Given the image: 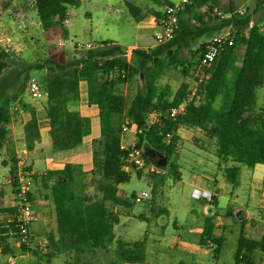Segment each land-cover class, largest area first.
Segmentation results:
<instances>
[{"label": "trees", "instance_id": "obj_1", "mask_svg": "<svg viewBox=\"0 0 264 264\" xmlns=\"http://www.w3.org/2000/svg\"><path fill=\"white\" fill-rule=\"evenodd\" d=\"M165 7L174 4L169 0H150ZM220 0H190L180 14L175 37L164 44L148 49L134 48L128 51L114 41H102L91 48L76 45L72 58L61 62L57 57L46 60L39 66L45 70L38 79L47 97V128L52 140L53 151L62 152L81 145L88 133L80 113L68 108L70 101H77L79 82L87 81L89 103L99 107L100 137L93 141V168L87 172L79 166L67 162L59 170H48L34 174V181H40L50 190L54 203L56 231L49 235L53 251L74 252L77 256L95 249H104L109 243L116 244V261L112 264H141L145 260L147 244L145 239L128 241L116 238L115 226L120 223L121 213L115 208L129 207V202L120 195V185L129 183L131 173L126 170L128 150L122 147V125L126 117L132 118L142 129L136 146L143 149L144 157L155 152L162 159L158 166L170 165V174L175 180L181 179V166L177 151L181 143L178 130L181 127L200 129L210 140L216 142V157L222 164L225 182L233 188L241 185L242 166L254 169L264 165V103L257 108L258 90H264V18L254 22L255 13L264 9V0H257L252 11L238 12L235 0H229L225 16L215 19L216 24L206 23L207 11L214 12ZM79 0H34L38 19L42 23L53 20L63 21L68 16L69 7L79 6ZM130 15L142 22L147 15L156 17L160 23L162 12L146 11L127 2ZM207 9V10H205ZM216 14V13H215ZM159 27V25H158ZM230 28L233 45H224L214 62L202 68L195 77L196 86L183 81L172 95L171 88L158 87V79L170 67L183 66L188 51L192 57L203 56L208 44H200L197 50L192 45L204 39L208 32H218ZM242 57L233 81L229 74L236 70L237 61ZM9 52L0 45V76L9 67ZM184 72H186L184 70ZM139 81L135 94L130 97L122 87ZM218 97L222 98L219 108H215ZM191 98L184 112L170 117L168 110L183 100ZM20 109L30 113L24 126L25 147L35 148L41 140L40 122L34 106L20 101ZM153 113L157 119L150 123ZM11 112L0 107V150L8 138L7 125ZM86 174L92 175L86 180ZM138 176L141 172L137 171ZM56 177L54 183H50ZM161 183L165 175L154 176ZM16 185L15 183H13ZM94 187V193L86 189ZM34 202L33 195H30ZM135 199L136 195L132 194ZM217 205L216 196H212ZM210 209V208H209ZM15 208H5L14 212ZM211 211V209H210ZM145 219V216H140ZM10 228L0 224V249L3 254H13L9 245ZM200 245L213 248L217 258L222 247V239L215 235L214 217L207 218ZM21 250L26 245L20 243ZM264 252V236L260 239L247 237L241 232L235 252V264H255L253 256ZM22 264V263H3Z\"/></svg>", "mask_w": 264, "mask_h": 264}, {"label": "rangeland", "instance_id": "obj_2", "mask_svg": "<svg viewBox=\"0 0 264 264\" xmlns=\"http://www.w3.org/2000/svg\"><path fill=\"white\" fill-rule=\"evenodd\" d=\"M79 1V6L69 7L66 18L68 23L60 21L57 29L50 31L47 36L39 23L34 0H0V45L9 52V67L0 76V107L8 108L12 114L7 125V142L0 150V224L4 226L13 213L4 211L5 208H15L16 190L13 183L16 184L18 173L24 169L33 172L30 155L24 153L26 147L22 138V125L30 113L20 109V101L31 106L36 101L45 103V97L34 100L29 95V80L42 79L44 76L45 70H40L39 66L52 57H57L61 62L69 61L76 45L81 49L86 48L87 44H92L93 47L102 41H114L125 48L135 44L145 46L147 42H143L144 30L140 27V22L130 15L126 3H132L146 11L153 9L160 12L163 9L150 0ZM169 1L178 3L181 0ZM228 1L220 0L214 12L207 11L205 20L209 26L216 24L215 18L218 15L225 16ZM256 2L257 0H235L239 13L246 12L247 9L254 10ZM151 16L153 15H147L146 19ZM263 18L264 9H260L255 13L253 21L259 22ZM227 33H231L230 28L208 32L204 39L193 43L192 49L197 50L200 44H208L214 36ZM149 40V44L154 43L151 37ZM182 53L187 57V62L183 66L168 68L157 81L160 88L169 86L172 95L183 81L190 82L193 91L196 86L195 77L202 71L201 53L195 57L188 51ZM241 61L240 56L236 70L229 74L231 81ZM138 84L139 81L136 80L122 89L132 97ZM257 94L256 109H259L264 103V90H258ZM221 103L222 98L218 97L215 108H219ZM180 136L182 141L178 147L177 160L181 166V180L173 178L169 164L163 166L167 171L163 183L156 177L138 176L137 171L126 164L131 180L120 185V195L128 200L129 207L115 208L121 213L120 223L115 226L116 238L128 241L145 239L147 252L141 264H235V252L241 232L253 239L264 236V165H257L254 170L242 166L241 186L233 188L225 182L222 175L223 165L216 157L215 141L210 140L200 129L187 127H181ZM127 138V142H123L126 147L138 141V135L129 134ZM80 153L79 156L87 159L85 148ZM147 157L156 165L162 159L155 152H148ZM91 177L92 175L86 174L87 182ZM55 181L56 177H53L50 183ZM250 185L256 189L249 190ZM206 188L218 196V205H215L217 208H210L215 213V235L222 239L217 258L213 255L215 245L210 249L200 245L209 213L207 208L211 206L209 202H214L212 195H204ZM151 189V198L137 202L132 197V194L137 196L142 191L151 192ZM196 189L203 194L200 198L193 195ZM86 191L93 194L94 187H88ZM31 194L41 218L33 226L32 244L26 246V251L23 252L15 236L10 235L8 241L14 253L3 254L0 249V264H112L116 261L115 242L82 256L55 250L49 258L52 245L48 238L56 231L54 203L50 198V190L45 189L40 181L33 179ZM241 203L245 205L243 210ZM245 210L250 219L245 216ZM142 215L145 219L140 218ZM255 254L256 263L264 264V252Z\"/></svg>", "mask_w": 264, "mask_h": 264}, {"label": "built area", "instance_id": "obj_3", "mask_svg": "<svg viewBox=\"0 0 264 264\" xmlns=\"http://www.w3.org/2000/svg\"><path fill=\"white\" fill-rule=\"evenodd\" d=\"M247 1L252 2L256 0ZM189 2L190 0H181L178 3L167 5L162 9L160 23H157V25H159V29L154 35L155 46L169 42L175 37L180 14ZM64 23H68V19H64ZM224 45H233V38L229 33L214 36L206 47L201 59L200 67H207L212 62H214L217 55L219 54L220 49ZM86 47L91 48L92 44H87ZM129 54L131 53L128 52V55ZM28 86L29 95L32 99L37 100L45 96V93L38 80H35L34 78L29 80ZM190 99L191 98H187L178 105L171 106L168 110L169 116L174 118L181 115L188 105ZM155 118V113L150 115V123H153ZM140 133H142V129L136 124V122H134L132 118L126 117L122 125V147L128 150L127 163L136 171H140L142 173V177L150 178L154 177L155 175L167 174V171L163 167L152 162H147L144 157L143 149L138 148L135 143L129 147H126L123 144V141L127 135L131 134L137 136ZM24 153H28V150L24 149ZM33 175L34 173L27 169H24L22 172L18 173V177L15 181L16 210L9 215L10 219L6 225L8 228H10V235L15 236L19 243H23L26 246L32 244V227L40 217V213L35 203L31 201L30 197L31 187L33 185ZM193 195L194 197L200 198L203 194L200 190L196 189ZM151 196L152 189L151 192L142 191L138 193L135 200L137 202H141L145 199L151 198Z\"/></svg>", "mask_w": 264, "mask_h": 264}, {"label": "crops", "instance_id": "obj_4", "mask_svg": "<svg viewBox=\"0 0 264 264\" xmlns=\"http://www.w3.org/2000/svg\"><path fill=\"white\" fill-rule=\"evenodd\" d=\"M161 11H162V9H161ZM39 23L41 25L43 32H46V35L48 36L50 31H52L53 29H57L60 21L59 20H53L52 22H49V23H41V22H39ZM139 24H140V27H142V29L144 30L143 35L145 37V40H143V42L144 43L147 42V45H145V46H140V45H136V44L130 45L129 47H126V50L129 53H131V51L137 47L148 49L150 47L155 46V41L153 44H149V42H150L149 39L151 37V39L154 40V35H155L156 31L159 29L157 22H156V17L151 16L148 19H144ZM148 33H150V34H148ZM79 95H80L79 100L70 101L68 103V108L71 111H75V112H78L81 114L82 119L87 126L88 133L85 136L83 143L81 145H79L78 147H76L74 149L67 150V151L56 152V153L53 151L52 140H51V137L49 135L48 128H47V124H48V121L46 118L47 97L44 96L45 97V103L44 102H38V101L34 102L33 106L35 107V109L37 111V115L39 117L40 133H41V140L36 143L35 148L32 151H28V154L30 155V158H31V163H32V168H33L34 173H45L46 172L45 170H47V171L48 170H59V169H62L64 167L65 163H67V162H71V163L79 166L82 169V171H84V172H87L93 168V149H92L93 141L100 137L99 107L96 104L89 103L88 83L85 80H82L79 82ZM30 117L31 116H28V118L24 121V123L22 125V138L23 139H24V126H25L26 122L30 119ZM180 132H181V128L178 130L179 136H180ZM127 139L128 138L126 136L125 142H127ZM133 141H134V138L132 139V142ZM181 141H182V138H181ZM132 142H130V143H132ZM84 148L86 149V152H87V156H88L87 159H85L82 156H79L81 154L80 152H82V150ZM254 169H252V170H254ZM181 179H182V175H181ZM248 188H249V190L250 189H253V190L256 189V187H254L252 185H250ZM204 194L205 195L210 194L212 196H216V198L218 200V196L216 195V193L214 194L212 192V190H210L208 188H206L204 190ZM217 205H218V203H217ZM241 207H242L241 209L243 210L245 205L242 204ZM209 208L216 209L217 207H215L214 205L213 206L211 205L207 208V212H209L207 214V218L210 216L214 217L215 213L213 211H210ZM241 209H239V210H241ZM245 216H247L250 219V215H249L247 210H245ZM39 219L41 220L40 217H39ZM214 222H215V217H214ZM205 223H206V221H205ZM32 230H33V227H32ZM215 230H216V223H215ZM257 252L259 253V251H257ZM253 262L255 264H257L256 263V254H254V256H253Z\"/></svg>", "mask_w": 264, "mask_h": 264}]
</instances>
